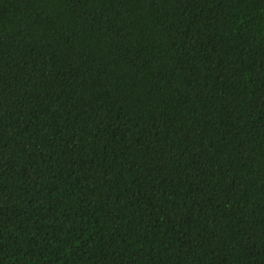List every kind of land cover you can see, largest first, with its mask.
Returning a JSON list of instances; mask_svg holds the SVG:
<instances>
[{
	"label": "trees",
	"instance_id": "16d2710c",
	"mask_svg": "<svg viewBox=\"0 0 264 264\" xmlns=\"http://www.w3.org/2000/svg\"><path fill=\"white\" fill-rule=\"evenodd\" d=\"M0 264H264V0H0Z\"/></svg>",
	"mask_w": 264,
	"mask_h": 264
}]
</instances>
